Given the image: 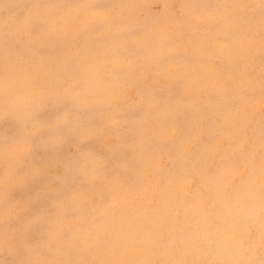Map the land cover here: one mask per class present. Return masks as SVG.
Masks as SVG:
<instances>
[{"label": "clouds", "instance_id": "1", "mask_svg": "<svg viewBox=\"0 0 264 264\" xmlns=\"http://www.w3.org/2000/svg\"><path fill=\"white\" fill-rule=\"evenodd\" d=\"M262 3L0 0V264H264ZM218 41L232 44L219 54L228 71L209 85L197 69ZM203 117L247 145L194 166L188 132ZM160 150L169 174L201 177L190 203L203 208L148 240L124 190L161 175ZM38 200L48 206L25 216Z\"/></svg>", "mask_w": 264, "mask_h": 264}, {"label": "rangeland", "instance_id": "2", "mask_svg": "<svg viewBox=\"0 0 264 264\" xmlns=\"http://www.w3.org/2000/svg\"><path fill=\"white\" fill-rule=\"evenodd\" d=\"M152 3L154 4L155 8L158 10L164 3V0H152ZM221 44L223 46H221ZM229 47H232L231 43L225 45L223 41H218L216 47L217 54L219 55L221 53H224L225 50L228 49ZM223 48L225 50H223ZM209 59H211L209 61L210 64L208 62ZM209 59L206 58L205 61L201 63L202 65L199 64L197 70L199 71L200 74L203 73L202 75L205 77L206 82L209 85L210 84L214 85L219 79H221L220 78L221 76L223 77L225 75L228 69H226L223 66V62L221 60L217 58L212 59V57H209ZM221 66L222 68H219ZM204 67H206L207 70L204 69ZM244 69L245 66L241 65L240 71H244ZM212 70H214V72H212ZM211 73L213 76L210 75ZM220 73L223 75H221ZM215 76L217 77V79H215ZM208 77L212 79L209 80ZM173 94L178 95L179 89H173ZM258 107L259 106L257 105V108ZM54 114H55L54 110H47L41 113V118L50 119ZM3 127L7 130L9 135L14 134L16 131L15 122L12 120L5 121ZM172 129L173 130L169 129L167 132V134L169 133V135L167 136L169 139L173 138L178 132L177 128L175 129V127H173ZM194 129H195L194 131L193 130L191 131V136L188 137L189 145L193 150L192 164L194 166L198 163L200 164L206 163L209 166L213 165L212 167H217L221 165V162L227 158L226 152L229 153L230 150H232L237 146L243 147L242 144L246 143V139H245L246 137H241L238 141L236 140V142L232 141L234 139L232 138V133L229 130H227L228 129L227 125H225L224 123H219V125L216 124L215 126H213L211 120H209L208 117L201 118V120L198 122V125H196ZM219 129H221L222 131H218ZM222 132L223 134H221ZM197 137L199 138L201 137L202 139L199 140V138L197 139ZM89 146L103 151L102 149L99 148L97 144H95V142H91ZM227 146H229V148ZM226 148H228V150ZM219 150L221 151L223 150L224 152H221ZM168 155L169 153H167V151L165 153V150H160L157 153L155 166L161 169V175L159 176L147 175L145 177L144 182L139 187L124 190L125 199L134 206L135 222L141 225L148 226L151 229V231L146 232L144 234V238L148 240H150L154 234H162L165 231L171 229L172 227L180 225L185 221L190 220L193 217L202 214L203 203H201L200 205L190 203L193 194L202 187L201 177L199 175H177L174 171H172L171 174H169L170 170L172 169L173 157H171L170 155L169 157ZM36 156L39 157L40 159H44V154L42 153H37ZM57 171L59 172V170ZM132 179L133 177L129 176L127 178V182L132 183V181L134 180ZM188 185L189 188L187 187ZM38 187H39L38 184H31L26 188L17 189L11 194V197L12 199H24L28 194L37 190ZM47 206H48V202L46 200H38L31 206V209L25 213V216H29L33 212L44 209ZM43 231L44 229L42 226H38L34 228L28 234L27 238L29 242L38 243L42 239L41 237ZM22 254L23 253L21 251V255ZM6 260H7V264H15L12 258H6Z\"/></svg>", "mask_w": 264, "mask_h": 264}, {"label": "snow or ice", "instance_id": "3", "mask_svg": "<svg viewBox=\"0 0 264 264\" xmlns=\"http://www.w3.org/2000/svg\"><path fill=\"white\" fill-rule=\"evenodd\" d=\"M261 6L264 7V3H262ZM202 19H204V18H202ZM206 19L215 21L219 27L223 28L226 31H231V22L229 20H227L226 18H224L223 16L212 15V16L206 18ZM223 43L225 45H227V44H230L231 42L223 41ZM261 44H262V47H264V28H262ZM216 58L222 61V56L218 55V57H216ZM223 66L225 67L224 64H223ZM240 99L243 101V97H241ZM190 136H191V131L188 132V137H190ZM232 138H233V135H232ZM188 144H189V142H188ZM246 145H247V137H246V143L244 144L243 147L237 146V147L233 148L232 150L233 151H238L239 149L244 148ZM261 146L264 147V136H262Z\"/></svg>", "mask_w": 264, "mask_h": 264}, {"label": "bare ground", "instance_id": "4", "mask_svg": "<svg viewBox=\"0 0 264 264\" xmlns=\"http://www.w3.org/2000/svg\"><path fill=\"white\" fill-rule=\"evenodd\" d=\"M221 46H223V45L221 44ZM216 47H217V44H216ZM225 47H226V46H225ZM229 48H230V47H229ZM229 48H228V49H229ZM223 50H225V49L223 48ZM208 59H209V58H208ZM212 59H213V58H212ZM210 60H211V59H209L208 62H209ZM204 61H205V60H204ZM209 64H210V62H209ZM201 65H202V64H201ZM211 66H213V65H211ZM243 66H244V65H243ZM219 68H222V66L219 67ZM204 69H206V67H204ZM223 69H224V68H223ZM206 70H207V69H206ZM216 70H217V68H216ZM221 70H222V69H221ZM244 70H245V69H244ZM204 71H205V70H204ZM227 71H228V70H227ZM212 72H214V70H212ZM206 73H207V72H206ZM209 73H210V71H209ZM218 73H219V72H218ZM218 73H217V74H218ZM202 74H203V73H202ZM213 74H214V73H213ZM220 74H221V73H220ZM210 75H212V73H211ZM215 75H216V74H215ZM221 75H223V74H221ZM212 76H213V75H212ZM210 77H211V76H210ZM210 77H208L209 80L212 79V78H210ZM219 77H220V76H219ZM213 78H214V77H213ZM220 78H222V76H221ZM215 79H217L216 76H215ZM209 80H207V81H209ZM215 81H216V80H215ZM212 83H213V82H212ZM210 85H211V84H210ZM258 106H259V105H258ZM137 114H138V113H137ZM197 125H198V123H197ZM205 125H206V124H205ZM217 125H219V124H217ZM225 125H226V124H225ZM203 128H204V127H203ZM203 128H202V130H203ZM205 128H206V127H205ZM219 128H220V126H219ZM175 129H176V128H175ZM175 129H174V130H175ZM197 129H198V127H197ZM215 129H216V128H215ZM171 130H173V129H171ZM171 130H170V131H171ZM194 130H195V129H194ZM194 130H193V131H194ZM227 130H228V129H227ZM211 131H212V130H211ZM218 131H222V130L219 129ZM174 132H175V131H174ZM216 132H217V131H216ZM193 133H194V132H193ZM219 133H220V132H219ZM221 134H223V132H222ZM224 134H225V131H224ZM168 135H169V133L167 134V136H168ZM170 135H171V134H170ZM219 135H220V134H219ZM173 136H174V134H173ZM196 136H197V135H196ZM214 136H215V135H214ZM214 136H212V137H214ZM223 136H224V135H223ZM225 136H226V135H225ZM229 136H230V135H229ZM169 137H170V136H169ZM216 137H217V136H216ZM219 137H220V136H219ZM198 138H199V137H197V139H198ZM171 139H172V138H171ZM189 139H190V138H189ZM200 139H202V138L200 137L199 140H200ZM214 139H215V138H214ZM223 139H224V138H223ZM245 139H246V138H245ZM216 140H217V139H216ZM221 140H222V139H221ZM189 141H190V140H189ZM192 141H193V140H192ZM197 141H198V140H197ZM230 141H231V140H230ZM230 141H229V142H230ZM232 141H235V142H236V140H232ZM237 141H238V140H237ZM221 142H222V141H221ZM204 143H205V142H204ZM219 143H220V142H219ZM219 143H218V144H219ZM230 143H231V142H230ZM232 143H233V142H232ZM197 144H198V143H197ZM218 144H217V145H218ZM228 144H229V143H228ZM230 145H231V144H230ZM191 146H192V145H191ZM199 146H200V145H199ZM210 146H211V144H210ZM219 146H220V145H219ZM222 146H223V145H222ZM242 146H244V144H242ZM227 147L229 148V146H227ZM193 148H194V147H193ZM228 148H226V149L228 150ZM230 148H231V147H230ZM198 149H199V148H198ZM200 149H201V148H200ZM195 151H196V149H195ZM197 151H198V150H197ZM219 151H221V150H219ZM201 152H202V151H201ZM206 152H207V151H206ZM221 152H224V151L222 150ZM221 152H220V153H221ZM165 153H166V151H165ZM167 153H168V152H167ZM222 154H223V153H222ZM226 154H227V156H228V153H227V152H226ZM166 155H167V154H166ZM168 156H169V155H168ZM223 156H224V155H223ZM169 157H170V156H169ZM224 157H225V156H224ZM211 159H212V158H211ZM160 161H161V159H160ZM220 161H221V160H220ZM196 162H197V161H196ZM213 162H214V160H213ZM222 162H223V161H222ZM222 162H221V163H222ZM166 163H167V162H166ZM164 166H165V165H164ZM212 166H213V165H212ZM160 167H161V166H160ZM162 173H163V172H162ZM146 176H147V175H146ZM148 176H149V175H148ZM133 179H134V177H133ZM133 179H132V180H133ZM161 179H162V178H161ZM188 179H189V178H188ZM130 181H131V180H130ZM133 181H134V180H133ZM133 181H132V182H133ZM183 182H184V181H183ZM191 182H192V181H191ZM191 182H190V183H191ZM129 183H130V182H129ZM156 183H157V182H156ZM145 186H146V185H145ZM187 187L189 188V185H188ZM144 188H146V187H144ZM190 188H191V187H190ZM138 189H139V188H138ZM140 189H141V188H140ZM187 192H188V190H187ZM189 192H190V191H189ZM153 202H154V201H153ZM41 233H42V232H41ZM41 238H42V237H41ZM32 241H33V240H32Z\"/></svg>", "mask_w": 264, "mask_h": 264}]
</instances>
